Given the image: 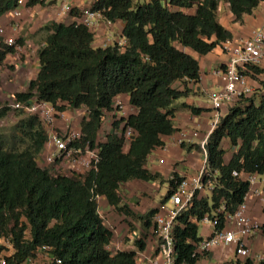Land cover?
<instances>
[{
  "label": "trees",
  "instance_id": "16d2710c",
  "mask_svg": "<svg viewBox=\"0 0 264 264\" xmlns=\"http://www.w3.org/2000/svg\"><path fill=\"white\" fill-rule=\"evenodd\" d=\"M18 1L0 0V19L15 10ZM45 1L28 0L27 6L36 7ZM221 1L229 4L235 22H242L264 3L96 0L92 10L100 11L112 24H124L126 44L107 48L93 46L95 34L77 22L53 21L44 28L49 35L39 51L40 71L26 92L15 94L17 101L27 103L36 97L61 112L66 105L87 108L89 118L81 124V146L88 144L91 149L97 147L105 112H113L118 96L127 95L137 113L114 122L106 142L98 145V162L84 175L71 177L52 175L39 166L37 158L45 149L48 134L38 117H21L11 132L0 133V237L10 239L15 248L9 264H22L42 246H48L62 264H141L135 251L112 254L108 250L114 233L100 215L98 198H105L126 218H137L146 232L144 237L156 228L154 220L160 209L138 216L123 202L120 190L134 180L163 181L160 173L146 167L149 155L165 146L164 137L179 131L174 124L178 111L188 110L195 116L207 112L186 103L175 104L190 97V85L201 81L200 63L191 53L205 56L233 39L232 32L219 21ZM71 17L80 19L81 12L73 8ZM18 44L23 46L24 41ZM4 48L0 64L16 52L13 47ZM242 72L251 83L258 84L259 98L254 93L237 100L224 110L209 135L208 167L216 173V186L209 196L196 192L188 208L177 216L173 230L176 264H196L201 259L197 252L203 240L199 229L206 217L218 218L217 230L221 231L226 227V216L244 202L250 183L234 173L264 175V67L247 66ZM177 83L181 86L175 87ZM9 110L1 108L0 118ZM122 121L136 132L127 152L118 130ZM225 142L235 150L228 162ZM181 147L201 151L199 145L183 143ZM175 180H181L176 173L169 184L174 185ZM170 194L163 203L169 201ZM136 244L139 251L146 249V240ZM233 264L253 261L237 260Z\"/></svg>",
  "mask_w": 264,
  "mask_h": 264
},
{
  "label": "built area",
  "instance_id": "2783aa9c",
  "mask_svg": "<svg viewBox=\"0 0 264 264\" xmlns=\"http://www.w3.org/2000/svg\"><path fill=\"white\" fill-rule=\"evenodd\" d=\"M26 0H19L18 7L8 14L14 19L22 16L21 8L25 6ZM135 1V0H134ZM143 0H137L141 2ZM73 8L63 2L61 15H69ZM80 24L88 27L96 36L101 26L105 25L108 29L112 28L114 24L107 21L100 11H94L92 8H87L81 11ZM5 29L0 26V37H2L3 44L8 47L15 48L16 52L21 50L16 38L6 36ZM125 40V39H124ZM95 42V41H94ZM119 44L124 46L126 40L121 42L119 40L107 39L101 45V48H107ZM223 51L227 54V61L213 71V75L217 78L220 84V89L210 96L212 104V122L210 125L209 134L200 143L203 150L204 162L200 173L195 177H181L180 181H174V185L169 184V192H171L169 201L172 208L166 211V214L159 213L155 217V225L157 228L158 245L155 255L152 257L137 258L141 260V264H176L177 255L174 247L173 230L177 216L186 208H188L191 200L196 192L211 193L216 186V173H213L208 167V158L206 151V144L209 135L218 126L224 110L229 108L237 100L246 98L255 93L256 88L252 85L249 76L244 74L242 70L247 66H262L264 63V26L260 29L252 31L251 35L245 40L227 41L223 46ZM3 50L0 47V53ZM12 109L24 112L26 114L35 115L40 118L42 124L50 132L49 148H53L47 155V162L49 164L57 161H66L71 158L75 159L81 157L83 165L89 171L93 168L94 163L98 162L99 150L97 148L91 149L88 144L81 146L83 134L81 129L72 127L73 122L64 114H61L56 107L46 101H40L36 98L23 102H15L10 105ZM56 116L63 120L64 129L55 130ZM56 121V123H55ZM122 125V124H121ZM126 125V124H125ZM124 125V126H125ZM123 126V127H124ZM54 127V128H53ZM51 128V129H49ZM135 130L131 127L125 126L124 139L132 141L135 137ZM198 137L197 133L189 135L188 132H183L180 138V145L185 143L191 137ZM91 154L93 161H87L86 157L82 159V155ZM63 161V162H64ZM162 162V161H161ZM76 165L73 167H80V160H76ZM237 177H242L250 183V191L259 180L260 175L256 174H242L234 173ZM173 179V177L171 178ZM249 191V192H250ZM256 194L261 195V192L256 190ZM247 196L242 204L239 205L234 214L227 215L226 227L219 231L218 218L211 220L209 217L204 219V223L210 224L212 234L204 238L198 245L197 252L204 255L215 247L236 246L235 254L240 257H248L249 249L244 243V238L255 235L262 231L261 225L253 222L247 215L248 205L246 203ZM264 202V198H262ZM15 248L7 238L0 237V264H9L8 259L14 255ZM138 255V253H137ZM141 257V256H140ZM264 258L259 261H253V264H263ZM22 264H62L58 258H54L50 253L48 246H42L37 249L36 255L28 258Z\"/></svg>",
  "mask_w": 264,
  "mask_h": 264
},
{
  "label": "crops",
  "instance_id": "0c3cea01",
  "mask_svg": "<svg viewBox=\"0 0 264 264\" xmlns=\"http://www.w3.org/2000/svg\"><path fill=\"white\" fill-rule=\"evenodd\" d=\"M95 1L96 0H46L44 4L38 5L36 7H28V1L26 0L25 6L21 8L22 16L20 18L12 20L10 15L6 14L0 19L1 27H4L9 32L10 28H12V26L14 25L17 29L12 28V31H18V36H21V38L23 39L24 45L21 47L20 51H17V53L24 52L23 47H25V50H27L26 52H24L25 61L19 63L22 67L21 69L18 67V65H16L15 67H12L14 71L11 75L8 74V71L0 73V85L4 90L3 94L13 97L17 93L26 92L30 82L37 78V75L39 73V62L37 64V70L35 72L31 69L30 70L32 72L24 70L25 67H27L28 69V59L31 58L29 52L31 50L35 51V53L38 51V48L35 47L34 43L33 47L35 48L32 47L29 50L27 45L30 44H28V41L31 42L32 37L36 35L35 33L38 30L53 21L63 24L72 23V20H69V22L65 23L68 20V17H71L70 14L69 16L61 15L63 2L67 5H70L72 8H77L81 12L87 8H91ZM218 17L221 24L232 32V41L245 40L251 35L253 30L260 29L264 26V3H261L253 11L252 14L244 16L242 22H235L234 17L230 11L229 4L225 3L224 1H221ZM11 22L15 24H11ZM123 26V22H117L110 29H108L105 25L101 26L98 31V34H96L95 36V42L93 46H95L96 48L101 47L103 42H105L107 39H112L114 41L121 39V42H124L125 38L122 34ZM8 35L10 36V34ZM185 51L187 50L185 49ZM191 54L194 55L200 63L201 81L199 84L190 85V88H192L193 90V93L191 94L192 98H185V100L181 104L186 103L188 105L203 108L206 109L207 112H204L200 116H195L188 110L178 111L174 118V124L179 131L172 136L164 137L165 146L162 148H157L149 155L146 167L152 172L161 174L164 179V183L162 184V186L166 183L168 184V181L171 180L175 173L178 174L180 177H195L200 173V170L203 167L204 154H202V152H198V150L195 149L188 151L184 150L181 147L179 141L181 138V134L185 131L188 132L189 135L197 133L198 137L190 136L191 138L185 143H188L190 145H200L204 138L209 134L210 125L212 122V104L210 96L220 89L219 81L213 75V71L219 66L223 65L228 59L227 54L223 51L222 48H217L213 52L205 56H199L193 53ZM14 59H16L14 58V56L11 57L10 55H8L7 59L5 60V63L8 64L10 60ZM16 61L17 60H15V62ZM4 67L6 66H1L0 68ZM262 67H264V63ZM262 78L264 79V77ZM253 86L255 88L259 87L256 82H254ZM118 97L117 99L124 98L127 103H129V97L127 95H120ZM0 99H2L1 94ZM175 105L179 106L180 104ZM70 109L72 108L67 106V110L64 111L63 114L67 117H70L71 113L73 114V110ZM134 110V114H136L137 110L135 108ZM225 113L226 111L223 112V114ZM71 117L74 119L73 116ZM75 126L77 127L76 124ZM56 127L59 130L65 128L62 119ZM226 143L227 142H225V144ZM230 158L231 156L228 155L226 158V162H228ZM147 184L154 186L158 185V182L147 183L138 180H136L135 182V185L142 187L147 186ZM157 189H159L157 191H160L161 187ZM256 190L260 191L261 195L256 194ZM122 198L123 201L128 204L136 214H140L138 213V211H136L137 209H135L136 205L133 204L135 198L130 197L127 200L124 199V197ZM262 198H264V175L259 176L258 182L253 187V190L248 193L246 199V203L248 205L247 215L253 222L264 226V202ZM102 206L103 204L101 203V207ZM103 208L107 210V213L110 212L108 206H103ZM137 208H139V206ZM153 208H159L161 214H166V211L172 208V205L171 207H169V205L167 206L166 203L162 202L160 205L154 206ZM100 210L101 209L99 205V211ZM122 217L124 219L126 218L123 215ZM201 225L203 227V232L200 233L199 229L200 237H202L203 239L209 237L212 234V228L210 224H206L203 222ZM138 226L140 229L139 224ZM243 241L246 247L249 249L248 257L237 256L235 254V245H231L228 247L220 246L211 249L209 252H206L204 255L201 256V259L196 264H233L237 260L243 262L247 259L257 262L260 259L264 258V235L262 231H259L255 235L250 236L248 238H244ZM157 245L158 243L156 239L147 238L146 249L144 251H139L138 249L137 252L138 255L141 256V260H143L142 257L144 256L152 257L153 255H155Z\"/></svg>",
  "mask_w": 264,
  "mask_h": 264
},
{
  "label": "rangeland",
  "instance_id": "374dc122",
  "mask_svg": "<svg viewBox=\"0 0 264 264\" xmlns=\"http://www.w3.org/2000/svg\"><path fill=\"white\" fill-rule=\"evenodd\" d=\"M135 2H137V0H135ZM141 2H144V0ZM69 20H72V23L78 22V19L68 17V20L65 23L69 22ZM11 24H15V23L11 22ZM46 26L42 27L40 30H38L35 33L36 35H34L32 37L31 42L28 41V44H30V45H27L29 50L33 47V43H34L35 47L38 48V51L36 53H35V51H32V50L29 52L31 55V58L28 59V64H27L28 69H27V67H25L24 70H28L30 72H32L31 70H33L34 72L37 70V64L39 62V51L42 50L46 46V38L49 35V32H47L44 29ZM12 28L17 29L14 25L12 26ZM12 28H10L9 32L7 29L4 28L5 29L4 35L9 36L8 34H10V37L16 38L17 41L23 40L21 38V36L20 37L18 36V31L14 32V31H12ZM12 35H14V36H12ZM2 40H3L2 37H0V47L2 50H4L5 49L4 47H7V46L3 44ZM35 47H33V48H35ZM23 48H24L23 51L26 52L27 51V50H25L26 48L25 47H23ZM24 52H22V53L15 52V53L9 54L11 57L14 56V58H16V59L10 60L8 64H6L5 61H3V63L0 64V67L1 66L2 67L6 66V67L0 68V73L8 71L9 72L8 74L11 75L12 72L14 71V69L12 67H15L16 65H18V67L21 69L22 67L19 63L25 61V59H24L25 53ZM6 59H7V57H6ZM15 60H17V61L15 62ZM26 61H27V59H26ZM9 64L12 66H10ZM38 68H39V70H38V72H39L40 71V64H39ZM180 86H181L180 83H177L175 85V87H180ZM3 91L4 90L2 89V87L0 85V94H1V98H2V99H0L1 100L0 101V104H1L0 108L9 107L10 110L8 111L7 115L4 118H0V133L1 134L11 132L13 130L14 126L20 121L21 117L30 116L28 114H24L22 112H19L18 110L12 109L10 107V105L16 102L15 97L14 96L10 97L6 94H3ZM258 95H259V93L256 92V90H255V94L253 96L258 99L259 98ZM189 98H192V96H190ZM184 100H185V98L180 99L177 101L178 103H176V104H181ZM67 106L68 105H66V107ZM175 106H177V105H175ZM68 110H69V108H68ZM70 110H73V109H70ZM60 113H62V112H60ZM134 113H135L134 108L129 103H127V101L124 98H120V99L116 98L115 104L113 107V112H105L102 128H101L100 132L98 133L97 145H96L97 147L96 148L98 149L99 144L106 142L107 136L112 132L114 122L119 121L121 119L126 120L130 115H132ZM71 116L74 117V120L71 118ZM88 118H89V112H88L87 108L83 107V108L78 109L76 111L73 110V114L71 113V115L69 117V121L70 122L73 121V125H72L73 128L75 127V124H76L77 128L80 129L82 122ZM60 120H61V118L56 116L57 124L60 122ZM56 121H55V123H56ZM125 123L126 122H123L122 125L118 129L119 133L123 134V136L125 133V126H124ZM57 124H56V126H57ZM56 126H55V130L57 131ZM49 129H51V128H49ZM130 143L131 142L125 138V147H124L125 152L128 151ZM186 144H188V143H186ZM226 144L224 145V148L228 152L227 156L228 155L231 156V154H233L235 152V150H234V148H232L231 144H229V143H226ZM188 145H190V144H188ZM52 150H53V148H48L47 150L45 148L44 151L38 156L37 162L41 168L49 170L52 175L53 174L54 175L67 174L69 176H73L75 174L76 175H84L85 173H87L86 167L83 165V161L81 160L80 156H78V158H75V159L71 158V159L66 160V161L63 160L64 162L59 161V162H56L55 164L49 165L46 162L45 157ZM195 150H197V149H195ZM198 152H202V154H203L202 148H201V151L198 150ZM85 157L87 158L86 159L87 161H89V162L93 161V156L91 154L88 155V154L84 153V155H82V159H84ZM77 159L80 160V163H79L80 167L74 168L73 166L78 164V163H76ZM135 182H136V180L130 181L129 183L122 185L121 190H120V196H121V198L124 197V199H126V200L130 197L135 198L134 202L133 201L132 202H133V204L136 205L135 206V209H137L136 211H138V213H140V214H138V216L145 215V213H147L148 211L151 210V207L153 209L154 206L160 205L163 202L164 198H166V196L169 192V188H168L169 183L168 184L166 183L162 186L164 181H157L158 185H160V186H158V185L151 186V185L147 184V186H145V187L135 185ZM159 187H161V189H160V191H157V190H159V189H157ZM209 195H210V193H208V196ZM105 200L106 199L103 197L98 198V202H99L100 209H101L100 215L102 216V218L105 222V225L109 229H111L112 232L114 233L113 240H112L111 244L108 246V250L112 254H115L118 251H135V252H138V246L136 244V242L138 240H144L145 241L147 238H151V239H156L157 243H159V241L157 239V237H158L157 236V228L153 227L150 232H147L148 233L147 236L144 237L146 232L142 228V224L137 218H125L124 219L122 217V215L117 213V211L114 209V207L110 206L108 204V202ZM101 203L103 204V206H106V207L108 206V208L110 209L109 213L106 212L107 210H105L103 208V206L101 207ZM165 203L167 204V206L169 205V207H171L170 201H167ZM138 206H139V208H137ZM154 223H155V221H154ZM138 224L140 225V229H139ZM129 225H131V226H129ZM155 227H156V225H155ZM202 232H203V227L201 225L200 226V233H202ZM137 258L140 259L141 257L139 255H137ZM139 259H138V261L140 263Z\"/></svg>",
  "mask_w": 264,
  "mask_h": 264
},
{
  "label": "clouds",
  "instance_id": "9594fccd",
  "mask_svg": "<svg viewBox=\"0 0 264 264\" xmlns=\"http://www.w3.org/2000/svg\"><path fill=\"white\" fill-rule=\"evenodd\" d=\"M70 15H71V13H70ZM78 19V18H77ZM79 20L80 19H78V22L77 23H80L79 22ZM15 96V95H14ZM36 98V97H35ZM32 99H34V98H32ZM32 99H30V100H32ZM37 99V98H36ZM16 100V99H15ZM29 100V101H30ZM17 101V100H16ZM17 102H20V101H17ZM24 103V102H23ZM0 106H1V104H0ZM69 106V105H68ZM11 107V106H10ZM70 107V106H69ZM7 108H9V107H7ZM71 108V107H70ZM83 108V107H82ZM1 109V108H0ZM10 109V108H9ZM57 109V108H56ZM73 109V108H72ZM81 109V108H80ZM58 110V109H57ZM66 110H67V107H66ZM65 110V111H66ZM74 111H76V110H78V109H73ZM59 111V110H58ZM19 112H21V111H19ZM59 112H61V111H59ZM64 112V111H63ZM63 112L61 113V114H63ZM22 113H24V112H22ZM24 114H26V113H24ZM28 115H30V114H28ZM30 116H35V115H30ZM36 117H38V116H36ZM67 117V116H66ZM39 118V117H38ZM69 118V117H68ZM72 118V117H71ZM73 119V118H72ZM39 120H40V118H39ZM74 120V119H73ZM41 121V120H40ZM73 122V121H72ZM41 123H42V121H41ZM44 128H45V126H44ZM46 129V128H45ZM57 129V128H56ZM80 129H81V127H80ZM59 129H57V131H58ZM46 132H47V134H48V142L46 143V145H45V148H46V150L49 148V146H48V144H49V140H50V132L46 129ZM200 146V145H199ZM52 148V147H51ZM47 158V156L45 157V159ZM46 162H47V159H46ZM56 162H59V161H55L54 163H52V164H55ZM48 163V162H47ZM49 164V163H48ZM49 165H51V164H49ZM50 172V171H49ZM86 172H88V171H86ZM51 173V172H50ZM54 175V174H53ZM64 175H66V176H69V175H67V174H64ZM71 177V176H70Z\"/></svg>",
  "mask_w": 264,
  "mask_h": 264
}]
</instances>
